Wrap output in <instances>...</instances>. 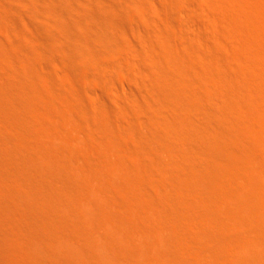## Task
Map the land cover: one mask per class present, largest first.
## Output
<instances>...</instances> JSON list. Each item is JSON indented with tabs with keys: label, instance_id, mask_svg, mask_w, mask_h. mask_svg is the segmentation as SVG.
<instances>
[{
	"label": "bare ground",
	"instance_id": "obj_1",
	"mask_svg": "<svg viewBox=\"0 0 264 264\" xmlns=\"http://www.w3.org/2000/svg\"><path fill=\"white\" fill-rule=\"evenodd\" d=\"M0 264H264V0H0Z\"/></svg>",
	"mask_w": 264,
	"mask_h": 264
}]
</instances>
